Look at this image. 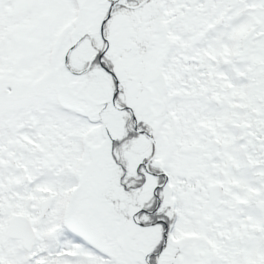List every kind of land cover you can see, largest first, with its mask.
I'll return each instance as SVG.
<instances>
[{
	"label": "snow or ice",
	"instance_id": "6c2138e0",
	"mask_svg": "<svg viewBox=\"0 0 264 264\" xmlns=\"http://www.w3.org/2000/svg\"><path fill=\"white\" fill-rule=\"evenodd\" d=\"M0 264H264V0H0Z\"/></svg>",
	"mask_w": 264,
	"mask_h": 264
}]
</instances>
